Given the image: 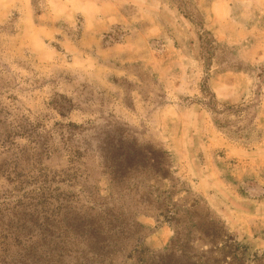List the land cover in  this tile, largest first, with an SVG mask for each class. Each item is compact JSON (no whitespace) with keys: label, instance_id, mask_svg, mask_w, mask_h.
Instances as JSON below:
<instances>
[{"label":"rangeland","instance_id":"374dc122","mask_svg":"<svg viewBox=\"0 0 264 264\" xmlns=\"http://www.w3.org/2000/svg\"><path fill=\"white\" fill-rule=\"evenodd\" d=\"M175 238L182 264L264 254V0H0V264Z\"/></svg>","mask_w":264,"mask_h":264},{"label":"trees","instance_id":"16d2710c","mask_svg":"<svg viewBox=\"0 0 264 264\" xmlns=\"http://www.w3.org/2000/svg\"><path fill=\"white\" fill-rule=\"evenodd\" d=\"M5 144L6 143L2 142L1 143V147L5 148ZM18 161L19 160L17 159L16 162H18ZM164 213H165L164 218L169 223H173V222H177L178 221V219L176 218V214H175L176 211L175 210L169 208V210H165ZM6 228L7 229H4V227H3V231H4V233H6L4 235L5 239L6 240H10V239H13L14 240L15 239V236H13L14 233L8 227H6ZM215 237H217V236H215ZM215 237L213 236V239L211 240V243L213 245H214V243H217ZM223 238L225 240L228 239V237L225 236V235H224ZM3 241H4V239H3ZM217 245H219V246L220 245L227 246V244H226V242L224 240H221V242L217 243ZM184 248H185V246L184 245H181V244H178V239L176 240V238H175V242L173 241V243L171 245V251L168 254V257H166L165 258V261L162 262V263L163 264H182L181 263V260H179V258L185 256V255H183ZM232 249H233V251H232V256H230V258H231L230 260H232L234 264H245V263H243V260H244L243 253H242V255L240 257L238 255V252H240L241 249L244 250V248L241 247V246H239L236 242H233ZM190 260H195V258L192 257V258H190ZM199 261H200V259L198 258L196 260V262H194V264H199L198 263ZM253 263H255V264H264V254H262V255H255L254 258H253Z\"/></svg>","mask_w":264,"mask_h":264}]
</instances>
